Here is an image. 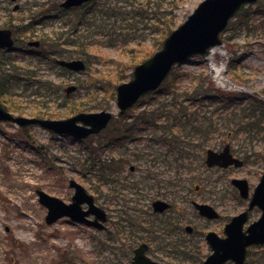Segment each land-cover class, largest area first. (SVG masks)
<instances>
[{"label":"rangeland","instance_id":"374dc122","mask_svg":"<svg viewBox=\"0 0 264 264\" xmlns=\"http://www.w3.org/2000/svg\"><path fill=\"white\" fill-rule=\"evenodd\" d=\"M61 1L0 0V26L13 28L19 47L0 50V94L7 103L4 104L13 113L24 116L43 112L54 113L52 118H65L71 115L69 104L84 101L91 106L90 111L106 109L117 113L116 85L129 81L132 68L151 51L153 40L147 34V25L139 29L143 33L141 44L132 38L122 45L121 40H114L119 27L110 19L105 32L96 40L113 39L115 44L97 43L86 60L87 69L72 71L55 60L75 57L65 54L68 51L65 50L64 56H42L47 52L45 48L72 50L65 44L60 46L58 36L66 31V21L79 10L75 8L69 15L64 14L58 10ZM176 1L179 24L202 0ZM242 11L243 17L239 15L230 21L222 45L216 46L207 57L197 54L178 64L172 71L176 74L157 92L143 96L124 116L114 117L97 135L77 140L39 125L21 127L0 120V264H102L101 259L106 256L102 251V230L86 223L73 224L68 216L52 224L46 221L48 209L39 201L36 189L70 202L74 193L69 186L71 178L82 183L102 207H152L156 197L166 199L172 203L173 210L176 207L185 210L186 217L191 219L188 222L192 221L204 233L209 223L197 216L192 200L218 207L222 219L211 225L218 230L225 220L245 207L232 179L245 177L253 188L264 172V130L253 129L255 124L251 123L253 117L249 113L257 106L246 96L263 99L254 93L264 95V0ZM42 39L45 47L28 44ZM229 58L230 74L224 72L223 81L215 79L213 68L226 67ZM4 69L10 72L3 74ZM27 71L28 76L22 74ZM34 73L40 75L34 78L42 80L41 85L33 84ZM19 76L24 77L20 80ZM206 79H212L216 88H211ZM73 84L83 87L68 99L61 97L60 93L65 94V89ZM179 87L188 88L189 93L197 89L195 95L199 97L185 100L184 104L199 115H206L187 129L190 133L185 139L191 144L185 148L193 152L186 155V167L181 171L172 162L179 156L178 147L185 145L173 143L184 140L182 133L167 135L163 125L170 123L172 117L158 116L161 104L175 102L171 98ZM90 95H96V100L90 101ZM227 142L232 143L236 155L248 158L245 164L209 167L205 162L206 150H220ZM133 165L135 169L131 170ZM117 181L134 188L122 191ZM171 181H179L180 185L173 187ZM202 249L204 254L210 251L206 243ZM254 257H249L246 264H254Z\"/></svg>","mask_w":264,"mask_h":264},{"label":"water","instance_id":"95a60500","mask_svg":"<svg viewBox=\"0 0 264 264\" xmlns=\"http://www.w3.org/2000/svg\"><path fill=\"white\" fill-rule=\"evenodd\" d=\"M86 0H65L63 6L81 4ZM257 0H203L189 17L173 30L164 40L163 47L149 59L136 65L133 78L121 83L117 87V103L120 107L119 114H123L127 108L134 105L141 95L156 89L169 74L174 64L187 57L201 53L207 55L211 48L221 44V33L226 28L230 18L241 10L246 4ZM10 29H0V46L10 47L13 44ZM38 44V42H35ZM62 64L74 70L85 69V63L81 59L61 61ZM70 86L68 90H74ZM113 117L112 112L102 110L99 112H80L64 119H42L37 117L14 116L0 103V120H11L25 126L39 124L51 131L60 134H71L77 137H85L90 133L99 132ZM206 162L209 166L220 165L227 167L230 164L242 165L243 161L235 158L227 145L218 152L209 149ZM233 182L240 188L243 196L248 195V183L246 179L234 178ZM76 188L71 203L64 202L58 196L51 195L41 189H37L39 201L48 208L46 221L52 223L64 215H69L75 220H86L90 224L100 226V221L105 220L104 210L95 204L94 196L76 182L70 181ZM87 202L89 208L84 210L81 205ZM260 205L264 210V175L258 183L253 195L250 207ZM201 214L210 218L217 213L209 204L196 203ZM169 204L162 200L154 202L156 209L163 210ZM94 213V220L86 219V216ZM248 210L233 217L226 226L227 237H220L215 232H209L208 242L214 252L208 256L204 264H224L227 260H233L234 264H244L247 256V248L251 244H264V211L262 216L249 225L244 231V224L248 219Z\"/></svg>","mask_w":264,"mask_h":264},{"label":"trees","instance_id":"16d2710c","mask_svg":"<svg viewBox=\"0 0 264 264\" xmlns=\"http://www.w3.org/2000/svg\"><path fill=\"white\" fill-rule=\"evenodd\" d=\"M177 8L178 3L176 0H94L85 10L81 9V11H79L74 18H71L67 21L69 28L64 33L59 32V34H61L58 36L59 39H61L60 45L66 44L73 48L72 50L69 49V51L65 52V54L67 53L69 56L78 55L79 57L88 59L92 54L91 48L93 46L95 47V45L99 42H103L105 44H108L107 42L110 44H115L113 42L114 40L117 42H120L121 40V42H123L122 45H126L130 39L137 38L138 43L141 44L142 40L140 41V37L143 33L139 29H142V26L147 25V32H149L147 34L151 36L150 38L153 40V43L151 51L146 52L145 55L140 58L139 61H141L158 49L161 46L164 37H166L178 25L176 13ZM243 16L244 14L242 12L241 17ZM110 19H112L113 22H115L119 27V33L116 35V39L97 41L96 38H98L99 34L105 32L106 27L110 24ZM156 35L159 36L153 39ZM111 38H115V36ZM63 53L64 51L57 52L59 55H64ZM12 66H15V63H13ZM5 71L10 72V70L4 69L2 71L3 74H8L5 73ZM22 74H26L28 76L29 71L22 72ZM175 74L176 73H172L169 78ZM179 75L180 74L177 76L179 77ZM39 76L40 75L36 73L32 74V77ZM23 77L24 76H19V79L21 80ZM169 78L167 80H169ZM41 81L42 80H39L37 83L41 85ZM105 90L109 92L107 88H105ZM175 91L178 92V94L175 92V95L171 98V100H174L175 102L167 105L161 104V112L158 114V116L161 115L172 117V121H170V123H165L166 125H163V130H165V132L168 131L167 135L174 136L182 133L184 140H174L175 143H185V145L178 147L180 154L178 159L183 158L184 162L177 163L176 161V165L178 169H181L186 167V155L190 154L192 151V149L185 148V146L187 147V145L191 144L189 140L185 139L190 133L187 132V129L192 126V122L198 121L199 118L206 115H199L197 110L192 109V107L187 104H184L185 100L199 97L195 95L198 93L196 88L190 90L191 93L188 92V88L181 89L179 87L178 90ZM88 93L90 94L89 90ZM68 97L69 95L64 96V99H68ZM2 98L4 97L1 93L0 99ZM180 98L181 101L178 102L177 100ZM89 100H96V95H90ZM2 101L7 105L4 99H2ZM90 107L91 106H89L85 101L83 103H73L72 105L69 104L67 106V108L70 110L69 113L71 114L90 110ZM46 114L50 117H54V113H37L38 116H43ZM261 115L264 116L263 113H261ZM181 117L183 118L181 119ZM263 123L264 122L262 121L259 122L258 118L254 121L256 127L253 126V128L262 131L264 130V127L262 126ZM176 127L179 129H175ZM174 182L176 181H171L170 185L173 187L174 185H180L179 181L176 183ZM261 248L264 249V246ZM263 249H261V251L251 250L249 252L250 257L257 256L253 259L254 264H264V262H260L264 259Z\"/></svg>","mask_w":264,"mask_h":264},{"label":"flooded vegetation","instance_id":"af4514ba","mask_svg":"<svg viewBox=\"0 0 264 264\" xmlns=\"http://www.w3.org/2000/svg\"><path fill=\"white\" fill-rule=\"evenodd\" d=\"M232 152L236 155L233 148ZM134 167L131 166L130 169L134 170ZM250 199L251 196L245 199L243 209L247 208ZM103 208L107 212V218L99 228L104 232L101 238L102 251L106 252V256L101 259L102 264H203L211 252L206 234L212 231L223 237L226 224L234 216L225 220V225L218 230L211 228V225L222 219L218 207H215L218 211L215 218L205 217L195 209L197 216L209 223V229L204 233L192 221L188 222L191 219L186 217L185 210L180 207L173 210L172 205L164 210H155V207H114L115 210ZM173 212L180 214L174 216ZM261 212L262 209L257 205L251 208L248 212L249 222L256 220ZM183 222L186 223L184 227ZM203 243L210 250L206 254L203 253ZM226 264L233 262L228 261Z\"/></svg>","mask_w":264,"mask_h":264}]
</instances>
